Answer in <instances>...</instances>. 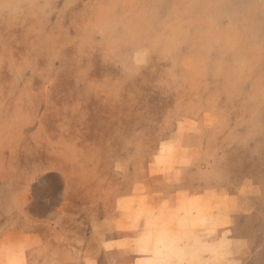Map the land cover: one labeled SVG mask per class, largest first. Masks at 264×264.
Returning a JSON list of instances; mask_svg holds the SVG:
<instances>
[{
    "label": "rangeland",
    "instance_id": "1",
    "mask_svg": "<svg viewBox=\"0 0 264 264\" xmlns=\"http://www.w3.org/2000/svg\"><path fill=\"white\" fill-rule=\"evenodd\" d=\"M2 2L0 264H264V0Z\"/></svg>",
    "mask_w": 264,
    "mask_h": 264
},
{
    "label": "crops",
    "instance_id": "2",
    "mask_svg": "<svg viewBox=\"0 0 264 264\" xmlns=\"http://www.w3.org/2000/svg\"><path fill=\"white\" fill-rule=\"evenodd\" d=\"M65 199L62 201V207L64 205ZM123 213H114L109 211L107 216L103 219H95L92 218L91 221V229H92V237L91 239L86 238L82 235V233L74 230H62V233L55 229L54 236L52 240L45 239L43 241L42 246H52L53 248L58 249V251L62 250L64 252H68L69 254H73V257H81V253L90 255L93 260L91 262H85V259L80 260L78 264H100L96 259V254L101 251L107 253L109 255H117L119 256L121 250L118 249V246L126 238L127 230H116L113 226L115 225L113 222L122 220ZM123 222H125L123 220ZM96 225L99 229H96ZM129 234V233H128ZM84 246H81L82 244ZM235 253L236 250L233 249ZM238 257H234V260H229L223 264H240L241 261H238ZM145 260V262H140ZM150 258L145 257H136L134 261L130 264H153V262L148 261ZM208 260H203L202 264H208ZM108 264H111L110 262ZM121 264V263H114Z\"/></svg>",
    "mask_w": 264,
    "mask_h": 264
},
{
    "label": "clouds",
    "instance_id": "3",
    "mask_svg": "<svg viewBox=\"0 0 264 264\" xmlns=\"http://www.w3.org/2000/svg\"><path fill=\"white\" fill-rule=\"evenodd\" d=\"M17 4L19 5V9L22 11L24 9L25 5H28L31 0H16ZM5 5H3L2 0H0V11H3L5 9Z\"/></svg>",
    "mask_w": 264,
    "mask_h": 264
},
{
    "label": "bare ground",
    "instance_id": "4",
    "mask_svg": "<svg viewBox=\"0 0 264 264\" xmlns=\"http://www.w3.org/2000/svg\"><path fill=\"white\" fill-rule=\"evenodd\" d=\"M131 52V51H130ZM131 63V62H130ZM196 230V229H195ZM185 242V241H184ZM185 248V247H184ZM219 251V250H218Z\"/></svg>",
    "mask_w": 264,
    "mask_h": 264
}]
</instances>
